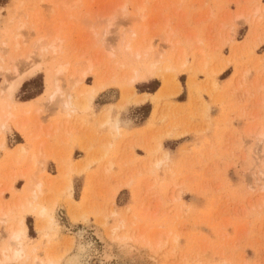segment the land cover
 Listing matches in <instances>:
<instances>
[{"label":"rangeland","instance_id":"rangeland-1","mask_svg":"<svg viewBox=\"0 0 264 264\" xmlns=\"http://www.w3.org/2000/svg\"><path fill=\"white\" fill-rule=\"evenodd\" d=\"M33 62L40 69L14 102L33 101L11 113L29 120L36 139L3 133L0 191L15 179L16 192L0 195V207L19 197L20 174L49 177L39 200L49 208L42 234L25 216L39 259L48 252L61 264L89 240V264H101L106 248L114 255L108 264H264V0H0L1 91L14 66ZM149 63L159 78L136 83L131 94L128 72ZM89 67L107 83L94 97L83 89L93 77L84 86L73 81ZM47 85L58 88L53 101ZM133 94L148 98L135 105ZM67 98L75 104L69 114ZM20 143L26 152L16 163ZM117 222L125 226L110 237ZM124 231L136 241L114 239Z\"/></svg>","mask_w":264,"mask_h":264},{"label":"bare ground","instance_id":"bare-ground-1","mask_svg":"<svg viewBox=\"0 0 264 264\" xmlns=\"http://www.w3.org/2000/svg\"><path fill=\"white\" fill-rule=\"evenodd\" d=\"M141 6L142 5H140V8H139V10H137V11H139V14H140V11H141ZM144 7V6H143ZM142 7V8H143ZM144 9V8H143ZM136 11V12H137ZM141 15V14H140ZM143 15H141V17H142ZM146 16L144 15V18H145ZM55 31H59V30H55ZM174 35V34H173ZM165 37V36H164ZM166 38V37H165ZM167 40H168V38H167ZM127 46V45H126ZM54 48V47H53ZM125 49H127V50H130V47H126ZM124 49V50H125ZM148 50H149V48H147V49H144V51H142L141 53L140 52H138V51H136V57L138 58L139 56H143L142 58H144V56H147V54H148ZM52 51H54V49L52 50ZM141 54H143V55H141ZM24 57V56H23ZM22 56H21V58H23ZM28 58H29V56H27V60L25 59V64H27L26 62L28 61ZM140 59H141V57H140ZM29 61L31 62V60L29 59ZM29 62V63H30ZM205 63V62H204ZM24 64V63H23ZM22 64V65H23ZM150 65H148V68L147 69H145L143 72H141V69H140V71H138L139 69L137 68L136 70H135V68H133L132 70H133V72H131V70H130V72H128L129 74H127L128 75V77H127V79H129L128 80V83H127V86H128V88L129 89H133V87H134V85L136 84V83H138V82H141V81H145V80H148V79H153V78H159L158 77V75H157V73L154 71V64L153 63H149ZM185 63L184 62H182V65H184ZM89 65H90V63H89ZM203 65V64H202ZM26 66H28V65H23L22 66V68H25ZM169 66V65H168ZM143 67V66H142ZM65 68L66 67H63V69H61L60 67L56 70V73H59V72H62V71H65ZM144 68V67H143ZM40 69V67H39V65L37 64V63H32V64H29V66L28 67H26L25 69H22L21 70V68L19 69V68H17V66L15 67H13V77H12V79H10V80H8V83L5 85V87L3 88V90L1 91V89H0V94L5 98V100H6V103L7 104H5L4 106H2V105H0V110L2 109H5L6 110V112L4 113V114H2L4 117V120L5 121H3V122H1L0 121V150H5V136L3 135V133L4 134H6V133H10V132H12V131H15V132H17L20 136H21V138L22 139H24L27 143L26 144H29L31 141V138L32 139H36L35 137H33L32 135H30V131H28L27 130V125L26 124H24V122L25 121H23V123L21 122V118L19 117L20 116V114L19 113H17V114H19V116H17V114L15 115V118L16 117H18V118H20L21 120H20V122H18L19 121V119L16 121L15 119L13 120V118H14V116L12 115V113H11V109L13 108V109H17V107H19V108H21V107H23V106H19L16 102H14V94H15V92L21 87V85L24 83V81L26 80V79H29V78H31L32 76H34V75H36V73L38 72V70ZM166 69H167V66H166ZM131 73V74H130ZM130 75V76H129ZM86 77H93L94 79V81H93V84L92 85H85V87H83L84 85L82 84L83 83V81H84V79L86 78ZM50 79V75H48L47 76V78H46V84L50 81L49 80ZM76 80H73L74 81V84H77V83H79V84H82L83 86V89L85 88V92H84V90L83 91H81L82 93L84 92V93H88V95H92L93 97L95 96V95H97L100 91H102L105 87H106V85H107V83H103V82H105V81H101V80H99L98 79V76H97V74L94 72V71H91L90 70V67L89 68H87L86 70H84L83 72H81V74L79 73L78 74V76L75 78ZM161 79H162V91L166 88V86H167V78L166 77H164V76H162L161 77ZM110 81V80H109ZM108 82V81H107ZM48 89V90H47ZM52 89V86L50 85L49 87H48V85H47V88H46V93H47V95H48V97L50 96V99H54V97H56V96H58L59 97V93H57L58 92V88L57 87H55V90H53ZM129 92H130V90H129ZM81 93V94H82ZM87 93H86V95H87ZM131 94L133 93V90H132V92H130ZM133 96H135V94H133ZM148 98V96H141V97H137V96H135V98H134V100H133V104H135V105H140L141 103H143L146 99ZM50 99H48V100H50ZM53 99L51 100V101H53ZM52 103V102H51ZM62 105H63V108H64V110H65V113H67V114H69L68 112L69 111H71L72 112V109L71 108H73V109H75L74 108V106H75V104L73 103V102H71L70 101V98H67V99H65L64 100V102L63 103H61ZM60 105V104H59ZM61 105V106H62ZM124 105V104H123ZM84 107H87V106H84ZM24 108V107H23ZM62 108V109H63ZM71 109V110H70ZM69 110V111H68ZM19 111V110H18ZM22 111V110H21ZM20 112V111H19ZM23 112V111H22ZM28 112V111H27ZM23 113H25V111L23 112ZM25 114H27V116H28V113H25ZM2 115H1V118H2ZM105 115V114H104ZM12 116H13V118H12ZM21 116H23V115H21ZM27 116H26V118H27ZM67 116V115H66ZM65 116V117H66ZM68 117H70V115L68 116ZM105 117H106V115H105ZM105 117H103V121H105L104 123H106V120H109L108 118L106 119ZM0 118V119H1ZM12 118V119H11ZM24 118V117H23ZM35 118V117H34ZM105 118V119H104ZM12 121H11V120ZM10 121L11 123L13 122V125H9L8 124V122L7 121ZM25 120V119H24ZM80 120H82V119H80ZM27 121H29L28 119L26 120V122ZM110 121V120H109ZM25 122V123H26ZM65 122H67V121H65ZM64 122V123H65ZM80 123H81V121H80ZM67 124V123H66ZM115 124V123H114ZM117 124V123H116ZM115 124V125H116ZM56 125V124H55ZM114 125V126H115ZM40 128V127H39ZM38 128V129H39ZM58 128V127H57ZM48 129V128H47ZM54 129V128H53ZM55 130H56V128H55ZM37 131V130H36ZM47 131V130H46ZM54 131V130H53ZM53 131H51V132H53ZM71 131V130H70ZM49 132V131H48ZM35 133H37V132H35ZM44 134V133H43ZM42 134V136H44ZM51 134V133H50ZM53 134V133H52ZM51 134V135H52ZM56 134V133H55ZM54 134V135H55ZM2 135V136H1ZM34 136H36L35 134H33ZM38 135H39V132H38ZM45 135H47L46 133H45ZM48 135H49V133H48ZM47 135V136H48ZM38 138L40 137V136H37ZM46 137V136H45ZM49 138V137H48ZM34 140H32L33 141V143H34ZM110 140V139H109ZM42 141H40L39 143H41ZM43 143V142H42ZM42 143L41 144H39V145H42ZM44 144V143H43ZM35 145V144H34ZM28 147V146H27ZM14 153H13V159H14V161L17 163V161H19L20 160V158L22 159V156L25 154V150H26V147H25V144H23V143H20V144H17L14 148ZM34 149V148H33ZM37 149V148H36ZM38 149H39V147H38ZM37 149V150H38ZM41 150L40 151H42V149H44V148H40ZM8 151V150H7ZM12 151V150H11ZM6 152V151H5ZM33 152V150L31 151V153H30V155L28 156L29 158H28V160H29V162L28 163H30V168L32 167V166H34V164L37 162L36 160H37V155L35 154V153H32ZM38 153H40V152H38L37 151V154ZM39 155V154H38ZM50 155V154H49ZM41 156H43V155H41ZM41 156H39V157H41ZM46 156V155H45ZM52 156V155H51ZM167 157V156H166ZM45 158V157H44ZM31 160V161H30ZM50 160H52V162H54L55 163V165H56V168H57V171L59 172V173H62V170L65 168L63 165H62V163L61 162H59L58 161V159H56V158H51ZM11 161V160H10ZM46 162H48V158H45L43 161H42V164H44V163H46ZM40 163V162H39ZM15 164V163H14ZM27 164V163H26ZM37 164V163H36ZM35 164V165H36ZM24 165V164H23ZM28 165V164H27ZM26 165V167H28ZM37 166V165H36ZM64 167V168H63ZM68 167V166H67ZM81 167V166H80ZM44 168V167H43ZM42 168V169H43ZM42 169H41V171H42ZM25 170H26V168H25ZM25 170H23L24 172H26ZM27 170H28V168H27ZM27 173V172H26ZM26 173H22V174H20L19 175V179L20 180H23L24 182V184H23V186H22V191H19V197H17V196H13L14 195V192H16L15 191V189H14V182H15V179H13L12 181H11V183L9 182L8 183V185H6V187H3V189L0 191V195H2V194H4L5 192H9V193H13V195H12V197H14V200H13V204L11 205V207H8V206H10V205H8V204H4V206L3 207H5L6 206V209H3L4 211H2L1 210V208H2V206L0 207V222H2V223H4V224H6L5 226H6V231H7V237H6V241L4 242V246H2L3 248L0 250V264H6V263H8V262H18L19 260H21V262L22 263H25V264H27V263H31V264H59V262H60V260H61V257L62 256H60V255H56V257L55 256H53L54 255V253H53V257H50V255H49V253H48V255H47V253H46V256L44 257V258H42V259H39L37 256H36V250L38 249V246H29V242H28V240H29V236H28V228H27V225H26V222H25V216L26 215H28V214H31V215H33L34 216V220L36 221V224H35V229H36V231L38 232V233H41L43 230H44V228H45V226H46V224H44V225H42L43 224V222H42V224H41V220L43 219H47V217H48V210H49V208H47V207H45V206H43V205H40V199L42 198V196H43V194H44V186L45 185H47L48 183L46 182V181H44L43 179L44 178H46V177H44L43 179H42V177H33V176H30V175H27ZM63 175H65V171L63 170V173H62ZM42 176V175H41ZM47 176V175H46ZM49 178V177H48ZM48 178H46V179H48ZM49 181V180H48ZM62 191V190H61ZM63 192V191H62ZM1 198V197H0ZM69 203L70 204H72L73 203V198H72V195L70 194V196H69ZM44 200V199H43ZM2 201V200H1ZM11 202H12V200H11ZM52 203L50 204V205H48V206H50V208H54V201H51ZM54 202V203H53ZM8 203V202H7ZM10 204V203H9ZM8 205V206H7ZM71 208V207H70ZM116 212V211H115ZM111 214L113 215V214H115V213H113V212H111ZM50 220H51V218H49ZM49 220V221H50ZM120 220H122V219H120ZM119 220V221H120ZM130 220V219H129ZM134 220V219H133ZM132 222V221H131ZM140 222V221H139ZM145 222V221H144ZM143 222V223H144ZM44 223H47V222H45L44 221ZM49 223H51V222H49ZM118 223V222H117ZM116 223V226H114L107 234H109L110 235V237H112V236H114L115 234H116V232L118 231V230H120L123 226H125L124 225V223H122V222H120V223H118L117 224ZM103 224H105V223H103ZM148 224V223H147ZM48 225V224H47ZM130 225H131V223H130ZM134 225V224H133ZM146 225L144 224V227H145ZM131 227V226H130ZM143 227V226H142ZM137 228V227H136ZM136 228H135V230H136ZM147 228H148V226H147ZM143 229V228H142ZM149 229V228H148ZM133 231V230H132ZM145 231V230H144ZM126 231H124V234L123 233H121L120 232V234H121V236L120 235H118L119 237H114V239L116 238V239H118V240H121V242L123 241L124 243L126 242V240H131V239H133L134 237L132 236V234L130 235V233L128 234V232L127 233H125ZM96 233V232H95ZM144 233V232H143ZM142 233V234H143ZM42 234V233H41ZM44 234V233H43ZM86 234V231H85V229H79V231L77 230V232H76V237H77V240H81L82 238H83V236ZM100 234V233H99ZM98 234V236H99V238L98 239H101V240H103V238H102V236H100ZM147 234V233H146ZM140 235V234H139ZM139 235L137 236V240L138 239H140L139 238ZM43 236V235H42ZM86 236V235H85ZM141 236V235H140ZM44 238L46 237L45 235L43 236ZM42 237V238H43ZM97 237V236H96ZM131 237H133V238H131ZM41 238V239H42ZM43 238V239H44ZM47 238V237H46ZM159 238V237H158ZM160 239V238H159ZM5 240V239H4ZM36 240V239H35ZM47 240V239H46ZM112 240V239H111ZM134 240V242L136 241L135 239H133ZM31 241V240H30ZM86 241V240H85ZM29 244H28V243ZM91 241H87L85 244H80V243H78V244H76V246H75V251H74V253L73 254H71V255H69L66 259H62L63 261L61 262V264H89V254H90V252L91 251H93L94 250V248H93V246H91V243H90ZM39 244V243H38ZM41 244H42V242H41ZM119 244V243H118ZM123 245H125V244H122V246ZM129 245V244H128ZM66 246V245H65ZM120 246V245H119ZM121 246V247H122ZM126 247H127V244L125 245ZM124 247V246H123ZM106 248V247H105ZM130 248V247H129ZM117 249V248H116ZM121 249V248H120ZM124 249H125V247H124ZM127 251V250H126ZM54 252V251H53ZM101 253V257H102V261H101V264H108V260H112L113 261V256L114 255H112V253L110 252V248H106V249H102V251L100 252ZM39 254V253H38ZM116 256V255H115ZM91 257V256H90ZM110 263V262H109Z\"/></svg>","mask_w":264,"mask_h":264},{"label":"crops","instance_id":"crops-1","mask_svg":"<svg viewBox=\"0 0 264 264\" xmlns=\"http://www.w3.org/2000/svg\"><path fill=\"white\" fill-rule=\"evenodd\" d=\"M146 94H140L139 95V97H141V96H145ZM147 96V95H146ZM138 97V96H137ZM37 99V98H36ZM35 100V99H34ZM33 100H30V101H27V102H23V103H20L21 104V106H24V105H27V104H30L31 102H32ZM142 104V103H141ZM105 105H107V104H105ZM131 130V129H130Z\"/></svg>","mask_w":264,"mask_h":264}]
</instances>
